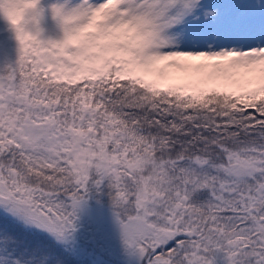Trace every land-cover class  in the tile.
<instances>
[{"label":"snow or ice","instance_id":"1","mask_svg":"<svg viewBox=\"0 0 264 264\" xmlns=\"http://www.w3.org/2000/svg\"><path fill=\"white\" fill-rule=\"evenodd\" d=\"M0 22V264H264V0Z\"/></svg>","mask_w":264,"mask_h":264},{"label":"trees","instance_id":"2","mask_svg":"<svg viewBox=\"0 0 264 264\" xmlns=\"http://www.w3.org/2000/svg\"><path fill=\"white\" fill-rule=\"evenodd\" d=\"M4 28V25L0 26V66H3L5 60L11 63L16 59V43Z\"/></svg>","mask_w":264,"mask_h":264},{"label":"clouds","instance_id":"3","mask_svg":"<svg viewBox=\"0 0 264 264\" xmlns=\"http://www.w3.org/2000/svg\"><path fill=\"white\" fill-rule=\"evenodd\" d=\"M13 19H14L16 22H19L20 17H19V15L17 14V15H14V16H13Z\"/></svg>","mask_w":264,"mask_h":264},{"label":"rangeland","instance_id":"4","mask_svg":"<svg viewBox=\"0 0 264 264\" xmlns=\"http://www.w3.org/2000/svg\"><path fill=\"white\" fill-rule=\"evenodd\" d=\"M4 24H3V22H0V26H3ZM50 26V25H49Z\"/></svg>","mask_w":264,"mask_h":264}]
</instances>
